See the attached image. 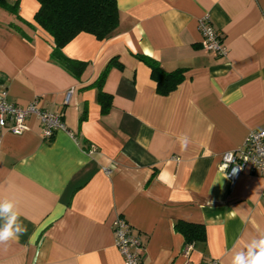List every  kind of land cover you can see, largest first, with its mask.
Masks as SVG:
<instances>
[{
	"label": "crops",
	"instance_id": "0c3cea01",
	"mask_svg": "<svg viewBox=\"0 0 264 264\" xmlns=\"http://www.w3.org/2000/svg\"><path fill=\"white\" fill-rule=\"evenodd\" d=\"M7 1L18 17L0 8V84L19 106L62 113L67 129L47 141L34 116L21 134L0 129V201L26 228L0 243V264H125L117 216L142 242L141 264H232L264 238V173L245 170L231 188L220 168L223 152L264 130V0H116L112 36L80 33L63 47L85 62L78 75L51 59L37 1ZM204 14L225 55L202 48ZM141 56L183 69L182 81L159 94ZM177 222L204 227L188 254Z\"/></svg>",
	"mask_w": 264,
	"mask_h": 264
},
{
	"label": "trees",
	"instance_id": "16d2710c",
	"mask_svg": "<svg viewBox=\"0 0 264 264\" xmlns=\"http://www.w3.org/2000/svg\"><path fill=\"white\" fill-rule=\"evenodd\" d=\"M36 1L38 10L33 20L53 39L54 47L51 52V59L73 75L82 72L85 68V62L73 61L65 57L62 53L63 47L80 33L90 34L97 40L107 39L114 34L119 24V10L116 0ZM0 8L17 16L18 7L16 3L10 4L7 0H0ZM141 58L150 66L151 77L156 82V90L159 94L167 95L182 81L183 69L167 72L151 58L142 56ZM111 61H115L114 58ZM105 74L106 69L95 82L100 88L98 99L103 111H106L110 105V96L101 90ZM175 229L183 235L187 246L196 241H203L205 238L204 227L201 224L177 222Z\"/></svg>",
	"mask_w": 264,
	"mask_h": 264
},
{
	"label": "built area",
	"instance_id": "2783aa9c",
	"mask_svg": "<svg viewBox=\"0 0 264 264\" xmlns=\"http://www.w3.org/2000/svg\"><path fill=\"white\" fill-rule=\"evenodd\" d=\"M198 29L202 36V48L218 56L226 54V46L217 29L213 26L208 14L198 20ZM72 90L65 94L64 103H68ZM34 116L40 124L42 136L50 141L57 131H65L66 125L62 113H54L37 106L32 100L25 107L11 102L6 87L0 84V129L12 134H21L27 129L26 120ZM220 168L225 172L229 186L232 188L245 170L252 174L264 173V130H251L242 146L235 150L225 151L221 155ZM115 246L123 256L125 264H141L143 245L139 237L131 233L126 220L117 216L112 222ZM190 246L184 249L188 254ZM206 264H221L211 259Z\"/></svg>",
	"mask_w": 264,
	"mask_h": 264
},
{
	"label": "clouds",
	"instance_id": "9594fccd",
	"mask_svg": "<svg viewBox=\"0 0 264 264\" xmlns=\"http://www.w3.org/2000/svg\"><path fill=\"white\" fill-rule=\"evenodd\" d=\"M183 142L186 143L187 139L185 138ZM13 209V202L0 201V215L9 214L8 222L0 228V243L16 240L19 237L18 233L22 234L26 231V228L16 225L18 214ZM232 264H264V238L254 240L247 246V252L241 251L236 254Z\"/></svg>",
	"mask_w": 264,
	"mask_h": 264
}]
</instances>
